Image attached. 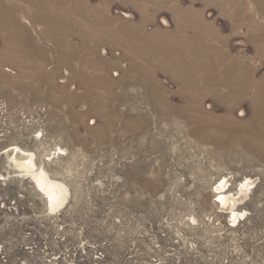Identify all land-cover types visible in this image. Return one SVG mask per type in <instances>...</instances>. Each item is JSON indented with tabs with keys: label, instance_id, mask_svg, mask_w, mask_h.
<instances>
[{
	"label": "rangeland",
	"instance_id": "obj_1",
	"mask_svg": "<svg viewBox=\"0 0 264 264\" xmlns=\"http://www.w3.org/2000/svg\"><path fill=\"white\" fill-rule=\"evenodd\" d=\"M224 1L43 0L15 12L30 37L0 30V264H264V134L193 132L248 123L253 93L231 118L212 93L188 92L202 84L179 62L201 47L224 73L234 60L264 82V41L252 37L264 11ZM175 46L186 52L168 60ZM40 170L67 187L62 204L51 207ZM247 179L243 199L219 201Z\"/></svg>",
	"mask_w": 264,
	"mask_h": 264
},
{
	"label": "bare ground",
	"instance_id": "obj_2",
	"mask_svg": "<svg viewBox=\"0 0 264 264\" xmlns=\"http://www.w3.org/2000/svg\"><path fill=\"white\" fill-rule=\"evenodd\" d=\"M209 1H211V0H209ZM222 2H225V1L222 0ZM254 2L256 3L257 7H259L261 10L264 11V0H254ZM224 5L230 6L229 4H224ZM238 5H239L238 8H241L242 4H238ZM204 24H205L204 26L209 25L208 22H206ZM213 35H216V33H211L209 35V37L213 36ZM252 37L259 40V41H264V30H262V32L258 33V34L254 33ZM171 44H172V42H171ZM171 44H170V46H171ZM189 44L190 43L186 44L185 48H187V46H189ZM191 45H190V54L193 56V53L195 52L193 50L196 47L193 44H191ZM185 48H178L177 46H175L174 51L169 53V55H171V56H169L170 58L168 60H170L171 57H177V56H179L181 58V55H184L186 52ZM199 48L201 49V47H199ZM200 49H198V48L196 49V52L194 53L196 55V57L191 58L192 61H188L185 59L179 60V62L184 66V68H186V70L188 71L187 73L192 77V79L193 80L195 79L202 84V87H201L202 89L201 88L195 89L197 87L190 85L189 87H195V88H191L188 92L190 94L194 93V94H191L192 96H194V98L195 97L197 98V96L199 98L201 96V94H203V90H205L206 92L208 91V92L212 93L214 96H216V98L219 102L227 103V106L229 107L230 111L232 112L230 114L231 115L230 117L232 118L234 115L233 114L234 112L232 110L236 106L240 105L244 101V98L249 94V92L252 91L253 98L251 100L250 105H251L252 113L254 114V116H253L254 118L249 120V121H246L248 123H244V124H242L244 121L242 123H238L235 120H229L230 118L222 119L221 124H219L218 122H210V123L206 122L205 127H203L202 125H199L198 127L193 129L194 130L193 132L200 134L205 129H208L212 134H215L213 132H220L221 131V133L223 135H229V134L239 135V133L243 132V133H246V135H248V137H251V141H254L255 138L258 137L260 134H264V128H263L264 124L262 122V119L264 118V82H262V83L261 82H254L253 79L245 80V78L248 79L251 76H248L246 74V72H244L245 71L244 68L240 67V65L238 63H235L234 60H233L234 63L232 62L229 70H227V72L224 73V71L220 70V68L217 67L218 64L222 62L223 57L220 55L217 58V60L211 61L209 59L210 52L203 53V51ZM203 49L205 51H207V49L205 47ZM210 49H211V51L215 50L213 47H210ZM260 50H263V48L260 47ZM197 54H198V57H197ZM225 57H226V55H225ZM231 66H233L235 68L233 69V68H231ZM198 69L202 70V72H203V74L201 75L199 80L197 79L198 75L196 76ZM253 73H254V71L250 72V74H253ZM220 80H222L224 83H226L227 86H230L229 92L228 91L223 92L222 90H219L217 88L216 85L220 82ZM104 81H105V79H104ZM231 85H234V88H233V86L231 88ZM161 99H163V98H161ZM154 100L157 101L159 99H154ZM198 100H200V99H198ZM240 114L244 115L245 113L242 110V111H240ZM245 124H247V125L245 126ZM232 144L234 146V144H236V142L234 141ZM17 148H18V146H15V149H17ZM24 164L27 165L28 167H32L35 165L33 158L30 162H26ZM35 178L39 184V187L41 189H43L46 192V194L48 195V198L50 199V203H51L52 208H54L58 204H62L64 202V199H66V194H67V187L65 186V184H63L60 181L52 179L45 170L37 171V173L35 174ZM223 183L220 186L221 188H222ZM251 183H253L251 181V179H247L246 181H243L242 182V188H241V190L243 192L239 193V195H237V196L234 194L233 195L227 194L224 190H221L219 192L221 200H219V201L221 203H224L225 205H228V203L231 199H243L242 195L246 192L244 190H247ZM233 213H236V212L233 211ZM235 217H236V215H235Z\"/></svg>",
	"mask_w": 264,
	"mask_h": 264
},
{
	"label": "crops",
	"instance_id": "obj_3",
	"mask_svg": "<svg viewBox=\"0 0 264 264\" xmlns=\"http://www.w3.org/2000/svg\"><path fill=\"white\" fill-rule=\"evenodd\" d=\"M22 5L19 8L17 7L18 5H0V13H2L3 17L7 19V23L3 20L1 21L0 24V30L2 32H5L7 36H12L13 39H18L19 35H25L26 33L30 37L29 30L25 31V28L21 25L20 21L18 20V16H16L15 12L22 11L24 13H31V12H40L42 11L43 7V0H22ZM42 6V7H41ZM7 12V15H4V13ZM12 13V14H10ZM7 16V17H6ZM30 39V38H28Z\"/></svg>",
	"mask_w": 264,
	"mask_h": 264
}]
</instances>
